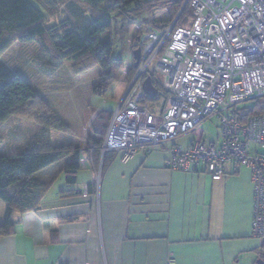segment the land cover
<instances>
[{"label":"crops","instance_id":"0c3cea01","mask_svg":"<svg viewBox=\"0 0 264 264\" xmlns=\"http://www.w3.org/2000/svg\"><path fill=\"white\" fill-rule=\"evenodd\" d=\"M122 83L104 96L120 100ZM194 138L182 134L125 162L117 156L102 171L80 141L76 183L66 184L60 171L49 170L53 166L42 171L45 182L57 177L36 208L13 213V232L0 236V264H166L168 257L174 264L264 262V240L251 234L247 166L229 162L216 180L207 172L165 167L168 147H187ZM6 208L0 200V224Z\"/></svg>","mask_w":264,"mask_h":264},{"label":"built area","instance_id":"2783aa9c","mask_svg":"<svg viewBox=\"0 0 264 264\" xmlns=\"http://www.w3.org/2000/svg\"><path fill=\"white\" fill-rule=\"evenodd\" d=\"M190 24L146 25L133 45L138 69L113 113L102 151L125 162L136 152L165 147L192 133L187 147L173 144L164 165L185 173L207 172L220 179L229 162L250 169L253 184L252 236L264 240V111L241 103L264 99V0H190ZM160 75L170 98L163 113L148 109L145 74ZM219 120V133L206 141L196 131ZM168 257L166 264H174Z\"/></svg>","mask_w":264,"mask_h":264},{"label":"trees","instance_id":"16d2710c","mask_svg":"<svg viewBox=\"0 0 264 264\" xmlns=\"http://www.w3.org/2000/svg\"><path fill=\"white\" fill-rule=\"evenodd\" d=\"M168 2L169 0H0V55L16 41L36 42L38 53L35 62L42 74L50 75L66 60L73 62V72L76 74L99 67L104 73L97 79L98 82L92 90L96 94L104 95L113 79L114 71L123 67V60L112 56V40L103 41L100 38V35L110 30V14L122 11L130 5L151 6ZM60 6L66 10V16L59 22L48 25L47 14ZM191 18L190 0H173L168 7L167 19L160 21L152 18L143 21L134 40L140 36L146 25L165 27L173 23L174 28H177L189 25ZM134 49L136 47L132 43L131 53ZM138 65H134L133 58V65L127 69L129 82ZM147 76L158 90L156 96L148 98V105L151 104L154 108L151 112L161 114L171 96L163 87L157 72L150 69L145 78ZM161 97L163 103L158 106L156 103ZM158 108L160 113L157 112ZM47 109L51 112L41 95L35 93L19 73L0 64V122L13 115L34 119L37 127L41 129L36 132V136H32L30 145L18 153H0V200L7 207L4 221L0 224V236L13 232V213L36 208L43 190L57 177V174H53L45 182L41 174L45 175L47 172L42 171L57 166V172L63 174L66 184L76 183L81 156L80 141L54 145L49 139V131H67L68 126L53 112L50 115L43 113L40 117ZM262 111L264 99H256L249 112ZM113 113L114 111L100 110L85 137L91 162L100 171L117 157L113 150L102 151ZM202 131L200 128L196 131L197 138ZM69 193L60 188V194Z\"/></svg>","mask_w":264,"mask_h":264},{"label":"rangeland","instance_id":"374dc122","mask_svg":"<svg viewBox=\"0 0 264 264\" xmlns=\"http://www.w3.org/2000/svg\"><path fill=\"white\" fill-rule=\"evenodd\" d=\"M172 1L169 0L167 4H151V6L140 5L135 7V5H130L122 11H115L110 14V30L100 35V38L103 41L112 40V56L122 59L123 67L121 70L119 68L114 71L109 87L112 88L121 80L123 81L121 85L125 87L126 91L129 85V74L126 67L128 64L133 65L130 45L135 41L134 39L139 32V25L143 21L152 18L160 21L166 20L168 7ZM65 14L66 10L61 6L50 12L47 14L48 25L59 22L66 16ZM50 47L52 49L51 45ZM37 53L36 42L16 41L0 55V64H4L19 73L32 86L34 92L41 95L51 112L67 124V131L53 129L49 131V139L54 145L77 143L79 141L85 143L86 133L83 135L82 130L84 131V129L82 128L90 127L97 118L100 112L99 109L106 112H115L125 91L120 100L117 96L111 97L94 93L92 89L98 82L97 79L103 75L104 70L93 67L76 74L73 72V62L67 60L50 75H44L35 62ZM108 95H111V93ZM162 103L163 98L161 97L156 105L160 106ZM252 104V102H245L240 105L250 106ZM148 109L150 111L154 110L151 104L148 105ZM51 112L47 109L40 114V117L43 113L50 115ZM157 112L160 113L159 108ZM89 115L90 119H93L88 121ZM37 126L34 119L20 118L13 115L0 122V153H18L23 148L28 147L32 136H36V132L41 130ZM199 128L203 130V138L206 141H214L219 133V120L216 117L206 119L199 125ZM57 169L58 167L55 166L50 170L54 172Z\"/></svg>","mask_w":264,"mask_h":264},{"label":"water","instance_id":"95a60500","mask_svg":"<svg viewBox=\"0 0 264 264\" xmlns=\"http://www.w3.org/2000/svg\"><path fill=\"white\" fill-rule=\"evenodd\" d=\"M132 55L134 58V65L137 66L140 61V49L136 48L132 51ZM143 89L144 91L150 96L154 97L158 94L157 88L152 84L151 79L149 76H147L143 82ZM258 264H264L263 260L260 259L258 261Z\"/></svg>","mask_w":264,"mask_h":264}]
</instances>
